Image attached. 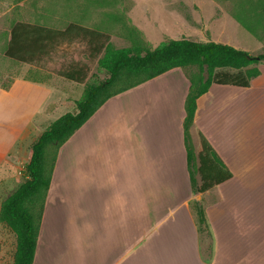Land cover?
<instances>
[{
	"label": "crops",
	"instance_id": "obj_1",
	"mask_svg": "<svg viewBox=\"0 0 264 264\" xmlns=\"http://www.w3.org/2000/svg\"><path fill=\"white\" fill-rule=\"evenodd\" d=\"M225 2L228 6L223 0L192 6L195 26L180 8L166 9L175 19L169 38L208 41L216 37L217 25L237 28L240 5ZM92 20L74 22L89 26ZM259 67L249 87L213 83L198 98L194 127L233 172L203 194L192 190L186 159L183 120L190 81L185 71L172 68L132 87L156 93L148 99L130 98L113 112L110 106L127 95L120 92L104 102L74 132L64 155L60 147L33 264H264V113L258 112L264 106V61ZM32 86L34 95H42L33 110ZM55 89L25 77L8 88L0 83V101L24 105L9 128L14 137L5 140L1 161L34 130L67 112L53 118L55 110L46 108ZM197 195L213 232L210 260L190 207ZM137 215L144 222L140 229L132 220ZM132 227L145 234L126 238Z\"/></svg>",
	"mask_w": 264,
	"mask_h": 264
},
{
	"label": "trees",
	"instance_id": "obj_2",
	"mask_svg": "<svg viewBox=\"0 0 264 264\" xmlns=\"http://www.w3.org/2000/svg\"><path fill=\"white\" fill-rule=\"evenodd\" d=\"M110 38L108 32L76 22L58 28L17 21L11 28L5 50V54L11 58L43 66L44 59L63 43L81 41L91 59H95L105 49L107 55L101 59V63L109 71L108 77L86 86L82 97L76 102L75 111L61 114L41 131L32 143L25 180L2 203L0 222L12 229L17 239L14 264H33L42 213L59 148L109 98L172 68H198L197 74L187 75L190 85L184 103L183 120L186 159L193 192L203 194L233 174L200 129H196L199 142L197 151H194L190 129L194 126L198 98L213 83L249 87L251 80L261 73L259 64L264 61V50L253 54L229 43L185 36L180 39L169 38L154 48L140 42L143 38L138 36L133 48L115 50ZM89 70L87 63L77 60L56 72L75 82L84 83ZM50 146L54 147V154L49 159L47 149ZM190 207L201 243L204 233H208L211 239L208 255H205V259L210 260L214 243L205 205L202 200L194 198Z\"/></svg>",
	"mask_w": 264,
	"mask_h": 264
},
{
	"label": "rangeland",
	"instance_id": "obj_3",
	"mask_svg": "<svg viewBox=\"0 0 264 264\" xmlns=\"http://www.w3.org/2000/svg\"><path fill=\"white\" fill-rule=\"evenodd\" d=\"M201 1L205 0H0V83L3 87L8 88L17 77L44 81L56 88L54 97L46 107L55 110L51 114L53 118L58 116L60 110H76V102L82 97L86 86L97 83L109 76V71L101 63V59L107 55L105 49L95 59H91L88 51L84 48V42L74 41L63 43L57 47V50L44 59L43 66L22 62L5 54L10 31L15 22L27 21L64 28L70 22L78 20L83 22L88 17L93 19V22L86 24L108 32L113 36L112 39L110 38V43L115 50L133 48L134 44L138 42V39H136L138 36L146 37L145 39L142 37L143 39H140V42L154 48L168 40L169 37L174 36V32L170 31V27L175 19L169 17L166 9L170 11L180 8L185 12L189 24L195 26L198 22V16L192 6L198 9L197 5ZM223 1L225 4V1L232 0ZM237 2L240 5L238 10L240 24L236 28L235 25L220 23L224 27L220 30L219 25H217L218 27L215 26L214 34L216 37L213 39L243 48L253 54L263 52L264 0H237ZM225 5L228 6V4ZM227 10L230 14L236 16L231 7H227ZM179 20L182 21V19ZM200 38L205 40L203 37ZM77 60L90 66L84 83H78L57 74L58 69H63L71 61ZM173 69L185 71L186 75L198 73L196 66ZM35 88L32 86L31 90L32 110L42 98L41 93L34 95ZM134 89L122 92L120 97L127 96L110 106V111L113 112L120 108L123 102L130 98L142 97L148 99L151 97L150 95L156 94L155 92H149L147 88L137 89L140 91ZM11 105L7 103V99L0 101V151L5 148V140L10 139L11 136V138L14 137V134L8 135L9 128L14 123V119L24 110V105L13 104V107ZM117 111H120V109ZM258 112L263 114L264 106ZM121 115L123 114L121 113ZM49 122L47 121L41 125L38 131L34 130L30 136L18 145L16 151L9 153L8 159L0 160V209L7 196L14 192L25 180V169L30 159L32 143ZM190 134L192 147L196 152L199 142L196 127L193 126L190 129ZM71 139L73 138H69L61 146L60 153L62 155L67 150ZM47 154L49 159L52 158L51 156L54 154L53 146L47 149ZM62 155L59 157H62ZM196 176L200 177L197 171ZM132 220L137 223L136 229L144 227V222L139 215L132 218ZM136 229L135 227L128 228L124 232L125 237L128 238L136 231L145 234L144 231ZM210 242L211 239L208 233H204L202 240L204 255H208ZM16 243V234L13 230L0 222V264H14Z\"/></svg>",
	"mask_w": 264,
	"mask_h": 264
},
{
	"label": "water",
	"instance_id": "obj_4",
	"mask_svg": "<svg viewBox=\"0 0 264 264\" xmlns=\"http://www.w3.org/2000/svg\"><path fill=\"white\" fill-rule=\"evenodd\" d=\"M197 199H200V195H197Z\"/></svg>",
	"mask_w": 264,
	"mask_h": 264
}]
</instances>
